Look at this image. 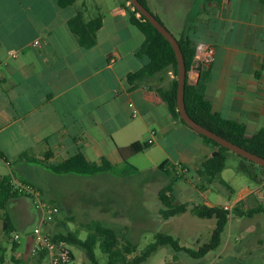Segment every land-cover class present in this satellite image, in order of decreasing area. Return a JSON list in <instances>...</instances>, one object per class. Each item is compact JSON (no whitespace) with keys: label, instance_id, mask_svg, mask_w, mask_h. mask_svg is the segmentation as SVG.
Instances as JSON below:
<instances>
[{"label":"crops","instance_id":"1","mask_svg":"<svg viewBox=\"0 0 264 264\" xmlns=\"http://www.w3.org/2000/svg\"><path fill=\"white\" fill-rule=\"evenodd\" d=\"M146 3L176 39L188 37L194 46L204 42L215 49L210 68L191 70L188 84L203 92L220 120L244 126L248 137L264 130V0ZM79 10L86 21L103 18L90 49L69 27ZM133 10L127 0H75L64 8L59 0H0V183L15 177L34 185L45 200L61 196L48 182L62 174L50 167L78 154L89 164L107 160L111 171L85 177H101L109 185L151 173L164 179L153 196H120L117 203L98 206L107 222L102 224L116 231L120 246L135 248L129 259L157 234L195 252L209 244L216 220L192 211L206 205L232 212L220 247L196 264H264V214L237 212L264 209V170L230 151L225 169L213 178L202 164L218 148L175 120L158 92L169 90L178 76L165 71L136 87L129 83L128 76L149 63L137 55L146 38L131 23ZM134 144L145 148L125 159L120 151ZM178 168L184 174L175 180ZM167 187L171 203L189 205L187 212L163 216L159 193ZM15 196L0 209V264H32L33 232L27 225L36 219L34 207ZM13 232L21 234L20 243L10 242ZM168 247L144 264L157 255L156 264H188L185 255L191 254Z\"/></svg>","mask_w":264,"mask_h":264},{"label":"trees","instance_id":"2","mask_svg":"<svg viewBox=\"0 0 264 264\" xmlns=\"http://www.w3.org/2000/svg\"><path fill=\"white\" fill-rule=\"evenodd\" d=\"M139 1L149 10L146 0ZM127 2L130 1L127 0ZM74 3L75 0H59V5L63 8L71 6ZM137 15H139L137 10H133L131 12V23L136 26L146 38L145 45L141 48L137 55L141 57L146 56L149 59V63L141 70L130 74L127 78L129 83L134 85L133 87H136L153 78L157 74L165 71H173L175 75L178 76V61L170 42L143 16L137 18ZM155 17L160 21L157 16ZM102 25V17L86 21L84 18V10H79L77 15L69 22L71 31L77 36L80 45L86 49H90L96 45L97 32ZM177 40L185 59L187 74H189L193 67L195 55L194 43L188 37H182ZM158 92L166 102L173 118L188 126L182 120L180 113L178 112L177 79L172 81L169 90L164 91L159 89ZM185 103L189 116L195 122L231 141L232 143L264 158V130L259 131L252 137H248L244 126L239 125L236 122H222L220 117L213 112L212 106L209 102L205 100L203 92L200 89L188 84V76L185 87ZM200 136L206 142L212 144L219 150V153L215 157L206 160L202 164L203 171L210 174L213 178H218L226 167L227 158L225 153L230 152V150L219 145L212 139H209L201 134ZM144 148V146L134 144L127 150H121L120 153L126 159V154L135 155L142 152ZM23 157L27 156L25 155ZM242 159L248 161L245 158ZM250 163L254 164L253 162ZM50 168L56 174H73L79 176H94L112 170V166L107 160L104 159L100 165L95 163L89 164L82 154H78L66 160L59 166H51ZM261 168L264 170L263 167ZM174 179L177 180L178 178ZM169 191L170 187H167L159 193V198L165 207L163 216L165 218H169L187 212L189 205L171 203L166 195ZM15 195L18 194L12 190L10 180L2 181L0 183V209L5 210L7 203L12 198L16 197ZM192 211L201 219L216 220V227L210 243L204 245L196 252L180 247L178 240L172 236L157 234L156 240L153 244L145 248L140 255L134 257L133 259H129L128 256L135 252V248H133L132 245L121 247L116 231L112 228L106 227L101 222H95L93 224V227L90 229V234L85 240L80 239L76 233L71 231L54 235L53 239L55 241H64L71 246L81 248L85 251L86 257L91 264H100L96 255L97 247L100 249L102 254L107 256L106 264H144L155 252L158 251L159 248L164 246H169L175 251H185L195 258H202L209 252L215 251L220 247L223 234L229 223L231 212L222 207H208L206 205L194 206ZM237 212L241 216H253L257 213L264 214V209L259 208L256 210H248L246 212H240L237 210ZM8 221L9 219L7 218V222ZM8 233H10V230H8ZM43 262L44 257L42 256L38 259L37 264H43Z\"/></svg>","mask_w":264,"mask_h":264},{"label":"rangeland","instance_id":"3","mask_svg":"<svg viewBox=\"0 0 264 264\" xmlns=\"http://www.w3.org/2000/svg\"><path fill=\"white\" fill-rule=\"evenodd\" d=\"M156 179L157 177L151 173H143L121 177L109 185L101 177L90 179V177L73 174L55 175L48 183H50V188L53 190L55 188L61 196L48 197L49 200L47 201L55 203L57 212L52 221L42 226V231L45 234H51L52 237L59 233L71 231L76 233L80 239L85 240L95 222L107 223L99 214L98 206L107 200L114 203L117 200L116 198H121L120 196H153L155 189L160 191L164 185V179ZM223 186L220 185V188L225 189ZM33 213L36 219L27 225L28 232H33L35 226L40 224L38 212L33 209ZM169 248L168 250L171 249ZM72 250L76 259L82 264H91L84 250L75 246ZM96 255L100 264H106L107 256L102 254L98 247L96 248ZM158 258V255L153 257L151 264H156ZM185 260L188 264H196L198 258L187 254ZM37 263L38 259L36 258L32 264Z\"/></svg>","mask_w":264,"mask_h":264},{"label":"built area","instance_id":"4","mask_svg":"<svg viewBox=\"0 0 264 264\" xmlns=\"http://www.w3.org/2000/svg\"><path fill=\"white\" fill-rule=\"evenodd\" d=\"M214 60L215 49L204 42H200L195 46L192 71L198 64H201L202 70L209 69ZM152 143L153 140H149V144ZM173 173L175 178L180 179L183 177L184 169L178 168L174 170ZM10 185L12 190L18 195L31 200L34 209L38 212L40 217V224L34 228L32 233L34 244L31 249V256L33 258H40L43 256L46 264H82L76 259L73 253V246L64 241H55L51 234H45L42 231V226L54 219V215L57 212L55 203L45 200L39 189L34 185L23 182L15 177L11 178ZM263 187L264 184L261 185V189ZM224 209L232 212V208L230 207H225ZM21 237L20 233L13 232L10 235V242L12 244L20 243Z\"/></svg>","mask_w":264,"mask_h":264},{"label":"water","instance_id":"5","mask_svg":"<svg viewBox=\"0 0 264 264\" xmlns=\"http://www.w3.org/2000/svg\"><path fill=\"white\" fill-rule=\"evenodd\" d=\"M130 4L133 6L134 10L139 12V16H143L147 21H149L171 44L173 47L177 61H178V93H177V104H178V112L182 120L193 130L198 132L199 134L212 139L217 142L219 145L227 148L231 152L236 155L247 159L254 164L261 166L264 168V158L260 157L249 150L242 148L231 141L219 136L218 134L212 132L211 130L201 126L197 122H195L188 114L185 103V87H186V79H187V71L185 65V59L181 50V47L178 43V40L174 37V35L147 9L145 8L139 0H129ZM202 67L201 64H198L193 72L199 74L201 73ZM217 152L213 154L216 156Z\"/></svg>","mask_w":264,"mask_h":264}]
</instances>
